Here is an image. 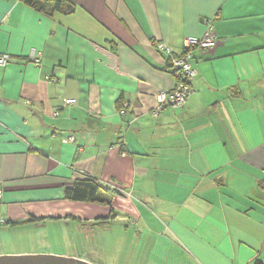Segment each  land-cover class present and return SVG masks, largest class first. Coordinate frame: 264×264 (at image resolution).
Masks as SVG:
<instances>
[{"label":"crops","instance_id":"obj_1","mask_svg":"<svg viewBox=\"0 0 264 264\" xmlns=\"http://www.w3.org/2000/svg\"><path fill=\"white\" fill-rule=\"evenodd\" d=\"M69 1L71 15L0 0L13 58L0 68V231L117 226L147 264H264V0ZM209 20L219 43L197 53L184 108L152 118L176 82L158 44L181 50ZM88 177L110 207L65 198Z\"/></svg>","mask_w":264,"mask_h":264},{"label":"rangeland","instance_id":"obj_2","mask_svg":"<svg viewBox=\"0 0 264 264\" xmlns=\"http://www.w3.org/2000/svg\"><path fill=\"white\" fill-rule=\"evenodd\" d=\"M103 235L96 229L75 223L53 224L50 220L0 231V256L54 255L89 264H147L149 260L132 258L130 242H120L118 233ZM114 239V242H111ZM125 247V250L123 249Z\"/></svg>","mask_w":264,"mask_h":264},{"label":"built area","instance_id":"obj_3","mask_svg":"<svg viewBox=\"0 0 264 264\" xmlns=\"http://www.w3.org/2000/svg\"><path fill=\"white\" fill-rule=\"evenodd\" d=\"M218 43L219 39L215 32L213 20H209L206 22L204 34L201 37H186L181 50L177 51L163 44H158L159 51L166 57L165 69L174 76L176 82L173 90L157 92L155 96L156 106L151 112L152 118H158L166 107L174 109L184 108L192 93V84L197 76V69L194 66L197 53L204 54L212 51L217 47ZM12 59L10 55H0V68H5L12 62ZM35 62L37 65L40 63L39 60ZM75 102V100H69L66 103L72 105ZM128 107V104H125L120 113L124 114ZM54 116L58 117L59 113L55 112ZM75 140V136H68L64 138L63 143H74ZM1 198L2 192L0 190V200Z\"/></svg>","mask_w":264,"mask_h":264},{"label":"trees","instance_id":"obj_4","mask_svg":"<svg viewBox=\"0 0 264 264\" xmlns=\"http://www.w3.org/2000/svg\"><path fill=\"white\" fill-rule=\"evenodd\" d=\"M22 3L39 12H58L64 15H71L75 10V5L69 0H21ZM110 189L102 186L96 180L88 177L75 182L72 188L65 192L68 201L81 202L87 204H98L111 206L112 197L109 195ZM110 219V218H109ZM109 219L98 220L93 227L103 229L108 225ZM257 264H261L257 262Z\"/></svg>","mask_w":264,"mask_h":264},{"label":"water","instance_id":"obj_5","mask_svg":"<svg viewBox=\"0 0 264 264\" xmlns=\"http://www.w3.org/2000/svg\"><path fill=\"white\" fill-rule=\"evenodd\" d=\"M0 264H89L73 258L54 255L0 256Z\"/></svg>","mask_w":264,"mask_h":264}]
</instances>
